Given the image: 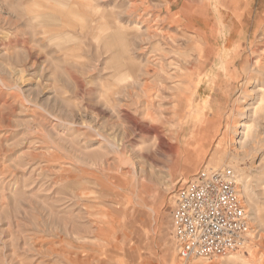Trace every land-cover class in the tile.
<instances>
[{
	"label": "rangeland",
	"instance_id": "obj_1",
	"mask_svg": "<svg viewBox=\"0 0 264 264\" xmlns=\"http://www.w3.org/2000/svg\"><path fill=\"white\" fill-rule=\"evenodd\" d=\"M73 1L123 61L76 8L0 0V264H264V0ZM222 168L246 244L183 262L175 189Z\"/></svg>",
	"mask_w": 264,
	"mask_h": 264
},
{
	"label": "built area",
	"instance_id": "obj_2",
	"mask_svg": "<svg viewBox=\"0 0 264 264\" xmlns=\"http://www.w3.org/2000/svg\"><path fill=\"white\" fill-rule=\"evenodd\" d=\"M172 238L183 262L225 257L244 248L248 213L230 168L203 169L175 189Z\"/></svg>",
	"mask_w": 264,
	"mask_h": 264
},
{
	"label": "bare ground",
	"instance_id": "obj_3",
	"mask_svg": "<svg viewBox=\"0 0 264 264\" xmlns=\"http://www.w3.org/2000/svg\"><path fill=\"white\" fill-rule=\"evenodd\" d=\"M52 1L53 3L56 2L62 5L61 15H64L65 20L64 22H62L63 25L60 26V29L61 28L64 30L71 29V27L73 26L72 21H71V18H72L71 16L73 14L75 15L74 10L76 8V11L78 13L80 14L82 13L88 18V21L92 23L96 31L100 32V34H106V33L109 34L110 36L109 43L108 45L104 46V48H109L110 50L113 51L112 58L114 60L123 61V56L120 53L122 50L120 48H122V45L124 43V38L122 34H125V32L123 31V28L119 26L118 18L116 15H114L112 11H106V10L104 11L101 7L96 5L93 1H89L88 3H83V2L78 3L73 0H52ZM50 13L52 15L55 13V10L53 9V7H51ZM55 15H57V13ZM66 37H69V35H64L63 39H65ZM121 66L122 65H119L118 67H121ZM237 125H238V128H241V127L245 128V125L243 124L238 123ZM235 184L237 186L236 181H235Z\"/></svg>",
	"mask_w": 264,
	"mask_h": 264
}]
</instances>
